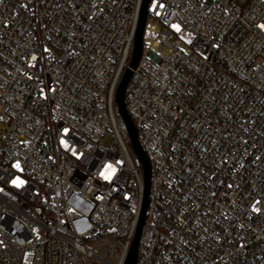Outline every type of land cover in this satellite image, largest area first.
Here are the masks:
<instances>
[{"label":"built area","instance_id":"1","mask_svg":"<svg viewBox=\"0 0 264 264\" xmlns=\"http://www.w3.org/2000/svg\"><path fill=\"white\" fill-rule=\"evenodd\" d=\"M142 2L0 0V264H124L144 178L115 96ZM146 13L166 52L143 33L124 92L150 167L135 264H264V0Z\"/></svg>","mask_w":264,"mask_h":264},{"label":"water","instance_id":"2","mask_svg":"<svg viewBox=\"0 0 264 264\" xmlns=\"http://www.w3.org/2000/svg\"><path fill=\"white\" fill-rule=\"evenodd\" d=\"M150 0H143L140 11H139V17H138V23H137V28L135 32V37H134V44H133V51H132V56L131 60L128 64V67L126 68L121 82L117 88L116 91V96H115V102L118 106V109L120 113L122 114L124 121L127 125V130H128V137L130 139V144L134 152L137 154L139 159L141 160L142 166H143V178H144V196H143V202L141 206V210L138 216L137 224L135 227V232L134 236L131 242V245L129 247L126 259L124 264H135L136 262V256H137V249H138V244H139V239L141 235V230L145 221V213L148 205V194H149V183H150V167L148 160L144 154V152L141 150L137 137H136V132L134 129V126L127 115L124 107V92L126 89V85L128 83V80L131 76V71L136 67L140 57H141V51H142V38H143V33H144V28L147 20V13H146V8L147 4Z\"/></svg>","mask_w":264,"mask_h":264},{"label":"rangeland","instance_id":"3","mask_svg":"<svg viewBox=\"0 0 264 264\" xmlns=\"http://www.w3.org/2000/svg\"><path fill=\"white\" fill-rule=\"evenodd\" d=\"M150 26H153V24L148 23L146 28H145V31H144V38H146V39L150 38L151 39L150 42L145 41V47L146 48H151L154 52L159 53V54L165 53L166 49L162 45H160V47H154L152 45V43L154 41H156V39H157V34H158L159 30L157 28L156 31H149V27Z\"/></svg>","mask_w":264,"mask_h":264},{"label":"snow or ice","instance_id":"4","mask_svg":"<svg viewBox=\"0 0 264 264\" xmlns=\"http://www.w3.org/2000/svg\"><path fill=\"white\" fill-rule=\"evenodd\" d=\"M259 27H261L262 29H264V25H260ZM15 167L19 168V165L17 164V165H15ZM20 183L22 184L23 181H20Z\"/></svg>","mask_w":264,"mask_h":264}]
</instances>
